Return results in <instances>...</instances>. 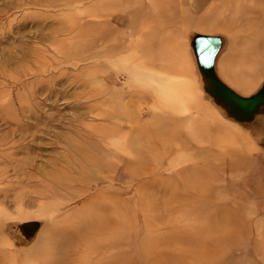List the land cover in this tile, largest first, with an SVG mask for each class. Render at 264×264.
Listing matches in <instances>:
<instances>
[{"label": "rangeland", "instance_id": "obj_1", "mask_svg": "<svg viewBox=\"0 0 264 264\" xmlns=\"http://www.w3.org/2000/svg\"><path fill=\"white\" fill-rule=\"evenodd\" d=\"M208 247L264 264V0H0V264Z\"/></svg>", "mask_w": 264, "mask_h": 264}, {"label": "bare ground", "instance_id": "obj_2", "mask_svg": "<svg viewBox=\"0 0 264 264\" xmlns=\"http://www.w3.org/2000/svg\"><path fill=\"white\" fill-rule=\"evenodd\" d=\"M237 1H239V0H237ZM251 1V0H250ZM236 4H238V2L236 3ZM236 11H237V9H236ZM246 11V10H245ZM257 11H258V5L257 6H254V8H253V10H250L249 9V11H247V14L245 15L246 17H244L245 18V21L244 22H241L242 23V25L243 24H247V27L248 28H253V25H255L257 28H259V26H261V24H259V22L257 21V20H255L256 19V14H257ZM236 15H242L241 13H235L234 15H233V17L234 16H236ZM254 17V18H253ZM238 22H239V20H238ZM237 22V23H238ZM237 37V36H236ZM236 40V39H235ZM251 41V40H250ZM255 42H257V43H259V40H256L255 39ZM255 42H253V43H255ZM251 46V45H250ZM189 189H191V188H189ZM160 201H161V199H160ZM60 245H62V244H60ZM62 247V246H61ZM167 247V246H166ZM212 251L213 253H214V255L210 258L209 257V255H206V252L207 251ZM208 250L204 253V252H202V253H200V255L198 254H196L194 257L195 258H197L198 260H202L201 262L202 263H205V264H210L211 262L212 263H214L217 259H218V254H220L221 255V253L220 252H218V253H216V251L214 252V250H217V249H215V248H213V249H210L209 247H208ZM170 254V253H169ZM48 254H44L43 256L41 255V257L42 258H44V260H46L47 259V256ZM220 257V256H219ZM214 260V261H213ZM200 261H198V264H199V262ZM59 264V263H58Z\"/></svg>", "mask_w": 264, "mask_h": 264}, {"label": "water", "instance_id": "obj_3", "mask_svg": "<svg viewBox=\"0 0 264 264\" xmlns=\"http://www.w3.org/2000/svg\"><path fill=\"white\" fill-rule=\"evenodd\" d=\"M207 42V43H215V40L214 39H211V38H208V39H205L204 40V43ZM216 51L217 49H210L209 51L206 49V50H202V56H203V60L205 61L206 65L209 66L211 68L212 64H213V61H214V58H215V54H216Z\"/></svg>", "mask_w": 264, "mask_h": 264}, {"label": "crops", "instance_id": "obj_4", "mask_svg": "<svg viewBox=\"0 0 264 264\" xmlns=\"http://www.w3.org/2000/svg\"><path fill=\"white\" fill-rule=\"evenodd\" d=\"M215 64V62L213 61V64L212 65H214ZM215 68H216V66H215ZM217 72H219L220 73V71L219 70H217Z\"/></svg>", "mask_w": 264, "mask_h": 264}]
</instances>
